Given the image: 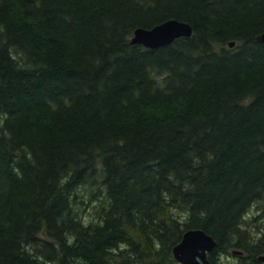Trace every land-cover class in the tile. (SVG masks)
I'll list each match as a JSON object with an SVG mask.
<instances>
[{"label":"trees","instance_id":"1","mask_svg":"<svg viewBox=\"0 0 264 264\" xmlns=\"http://www.w3.org/2000/svg\"><path fill=\"white\" fill-rule=\"evenodd\" d=\"M262 33L264 0H0V264H180L196 228L264 264Z\"/></svg>","mask_w":264,"mask_h":264},{"label":"water","instance_id":"2","mask_svg":"<svg viewBox=\"0 0 264 264\" xmlns=\"http://www.w3.org/2000/svg\"><path fill=\"white\" fill-rule=\"evenodd\" d=\"M192 26L178 19H169L152 28L139 27L134 31L131 43L141 44L147 48H158L173 43L180 37H191ZM264 43V33L257 36ZM231 47L235 41L229 43ZM217 246V241L206 231L196 228L187 230L181 241L174 246L173 255L180 264H213L208 258ZM234 254L241 255L243 252L235 250ZM264 262V253L258 256Z\"/></svg>","mask_w":264,"mask_h":264},{"label":"rangeland","instance_id":"3","mask_svg":"<svg viewBox=\"0 0 264 264\" xmlns=\"http://www.w3.org/2000/svg\"><path fill=\"white\" fill-rule=\"evenodd\" d=\"M249 225L258 232V228L264 227V203H256L248 213ZM220 264H239L235 255H222L218 258Z\"/></svg>","mask_w":264,"mask_h":264},{"label":"flooded vegetation","instance_id":"4","mask_svg":"<svg viewBox=\"0 0 264 264\" xmlns=\"http://www.w3.org/2000/svg\"><path fill=\"white\" fill-rule=\"evenodd\" d=\"M210 255V253L208 254V256ZM243 255V253L241 254V255H239V256H242Z\"/></svg>","mask_w":264,"mask_h":264}]
</instances>
